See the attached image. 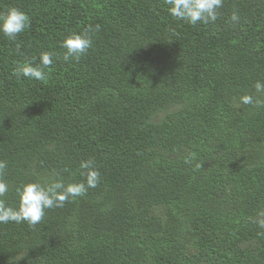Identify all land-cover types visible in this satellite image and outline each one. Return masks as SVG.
I'll list each match as a JSON object with an SVG mask.
<instances>
[{"label":"trees","instance_id":"1","mask_svg":"<svg viewBox=\"0 0 264 264\" xmlns=\"http://www.w3.org/2000/svg\"><path fill=\"white\" fill-rule=\"evenodd\" d=\"M8 8L31 23L0 33L5 203L23 183L81 182L87 159L100 182L35 226L0 224V264H264V107L240 102L264 101V0H223L195 26L163 0H0ZM95 25L65 63L61 41ZM43 52L44 81L16 75Z\"/></svg>","mask_w":264,"mask_h":264},{"label":"clouds","instance_id":"2","mask_svg":"<svg viewBox=\"0 0 264 264\" xmlns=\"http://www.w3.org/2000/svg\"><path fill=\"white\" fill-rule=\"evenodd\" d=\"M163 3L167 6L169 15L192 26L215 22L219 15L218 10L223 6V0H163ZM230 20L238 22V13L233 11ZM30 23V17L16 8H8L0 12V33L10 40H15L20 33L30 27ZM99 28V25L89 26L81 34L74 33L65 37L60 43V47L64 49L63 61L78 62L92 47L93 40L90 33L99 31ZM39 61V64L34 61L17 64L16 75L30 80L44 81L45 69L53 64V53H41ZM254 88L256 92L264 93V82L257 81ZM240 102L264 107V101L252 95L240 97ZM6 167V162L0 161V224L25 222L35 226L44 218L45 210L63 207L66 202L85 196L88 189L97 187L100 182V172L95 161L83 160L79 164L80 176L83 178L81 182L65 183L63 179L52 175L43 180L23 183L15 188L16 205L8 206L4 200L10 190L9 185L3 180ZM257 224L260 228H264V219L257 220Z\"/></svg>","mask_w":264,"mask_h":264}]
</instances>
